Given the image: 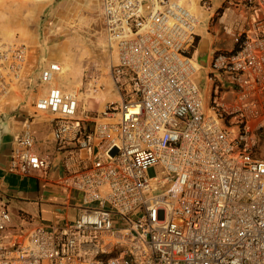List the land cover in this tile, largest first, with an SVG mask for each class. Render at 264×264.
Returning <instances> with one entry per match:
<instances>
[{"label": "built area", "instance_id": "1", "mask_svg": "<svg viewBox=\"0 0 264 264\" xmlns=\"http://www.w3.org/2000/svg\"><path fill=\"white\" fill-rule=\"evenodd\" d=\"M239 10L234 48L200 67L189 54L197 21L182 3L101 0L114 100L89 115L78 94L51 86L32 102L7 167L22 177L57 170L35 151L33 121L45 116L61 155L56 205L78 214L61 225L16 224L0 204V264H264V159L255 156L264 0H241ZM26 61L25 46L0 43V102ZM59 73L52 63L38 80ZM89 79L86 93L99 90Z\"/></svg>", "mask_w": 264, "mask_h": 264}, {"label": "rangeland", "instance_id": "2", "mask_svg": "<svg viewBox=\"0 0 264 264\" xmlns=\"http://www.w3.org/2000/svg\"><path fill=\"white\" fill-rule=\"evenodd\" d=\"M240 1L191 0L194 2V9L208 16L206 20L208 28L213 31L217 29L220 34L226 32L222 20L224 13H234L236 17L229 15L226 23L229 24L233 18L232 30L240 29ZM179 2L184 3L185 0ZM96 3V0H0V43L22 44L27 49V61L31 49L38 51L39 69L36 71L38 73L46 58L57 61V64L61 66V73L56 76L55 81L62 90L78 94L82 99L83 109L89 111L90 115L99 111L106 102L114 100L108 75L109 54L103 51L106 50L105 41L97 22L99 14ZM223 37L221 49L223 51L233 49L232 34L230 37L224 34ZM99 54L103 55L99 57ZM95 64L98 68L95 73L99 78L98 84H101L100 89L89 93H86L84 89L77 91L78 86L73 85L76 82L77 73H81L85 67L90 69ZM197 81L201 86L202 103L205 107L208 92L202 72L197 75ZM54 82L43 84V88L53 86ZM41 94L42 85L38 78L37 80L36 78L23 79L22 72L17 89L11 91L0 102V116L5 109L6 111L12 109L13 112L22 111L23 114L29 113L32 102ZM44 118L45 116H38L35 120L41 123ZM255 156L264 159V132L258 134ZM155 169L157 172L160 171L159 166ZM30 182L37 183L36 179H31ZM159 191L153 190V193L156 194ZM11 214L15 222L22 223L18 215H13L12 212ZM62 216L63 213L58 212L57 217ZM31 223L40 224V220L37 217Z\"/></svg>", "mask_w": 264, "mask_h": 264}, {"label": "crops", "instance_id": "3", "mask_svg": "<svg viewBox=\"0 0 264 264\" xmlns=\"http://www.w3.org/2000/svg\"><path fill=\"white\" fill-rule=\"evenodd\" d=\"M96 2V9L99 14L97 22H99L100 31L103 33V25L101 20V0H96ZM182 4L190 10L197 21L194 30L195 44L193 43L192 47L189 50V54L198 62L200 67H205L209 63L214 53L220 51L224 52L221 49L222 42H224L223 36L225 34L229 35L230 37L233 33V18L236 16L232 12L229 14H223L222 20L225 24L226 32L220 34L218 33L217 29H214L213 31V29L211 30L208 28V22H206L208 16L205 15V13L194 9V2H191V0H185V2ZM229 15H231L233 18L228 24L226 23V18ZM240 18L241 24L239 26L241 27L245 22L244 14L241 13ZM105 48L106 50L103 51L108 52L106 46ZM102 55L103 54H99L98 56L100 57ZM37 59L38 51L31 49L26 67L23 71V79L36 78L37 80L42 69L47 68L48 65L52 63H57V61L55 60H49L48 58H46L40 68L41 70L38 73L36 72L37 69H39V63L37 62ZM97 65H99V63H97ZM97 65L95 64L91 66L90 69H87V67H85V69L81 73H77L76 82L73 84L78 86L79 90L77 89V91H80L81 89L85 90L87 85L90 83L89 78L96 75L95 72L98 69L96 68ZM200 72L203 73V76L205 75L204 70H201ZM57 75H55L53 82L55 81ZM96 76L98 77V75ZM54 83L55 84L53 86L61 88L56 81ZM41 85V95H43L51 86L48 88H43V84ZM30 110H32V107ZM13 111L14 110L12 109L11 111H6L5 109L4 113L1 114V116L3 114L6 115L7 132L4 133L2 135V138L0 139V204L5 205L10 213H14L13 215H18V219H21L23 224H25L27 221L32 222L33 219L36 220L38 217L40 220V224L46 226L61 225L65 220L75 218L78 214V211L70 209L68 207L63 208L59 205H56L59 202L63 201V195L52 184V181L56 176H59L62 173V168L60 161L61 155L55 153L54 141L51 135V127L47 122L46 117L42 120L41 123H39V120L34 119L33 130L36 140L35 151L40 154L51 155L54 163L58 167L57 170L52 174L49 173V171H34L29 175L23 177L11 174L7 171L11 149L13 147L14 141L21 132L23 120L26 119L29 114L26 112L23 114L22 111ZM87 113H89V111ZM80 115H82V113H80ZM31 179H36L37 183L30 182ZM58 212L63 213V216L58 218ZM14 223L17 224L18 222L14 221Z\"/></svg>", "mask_w": 264, "mask_h": 264}, {"label": "water", "instance_id": "4", "mask_svg": "<svg viewBox=\"0 0 264 264\" xmlns=\"http://www.w3.org/2000/svg\"><path fill=\"white\" fill-rule=\"evenodd\" d=\"M7 132V123H6V115L3 114L0 117V139L2 138V135Z\"/></svg>", "mask_w": 264, "mask_h": 264}, {"label": "bare ground", "instance_id": "5", "mask_svg": "<svg viewBox=\"0 0 264 264\" xmlns=\"http://www.w3.org/2000/svg\"><path fill=\"white\" fill-rule=\"evenodd\" d=\"M179 1H180V0H179ZM179 1H178V2H179ZM180 3H181V2H180ZM66 69H68V68H66Z\"/></svg>", "mask_w": 264, "mask_h": 264}, {"label": "trees", "instance_id": "6", "mask_svg": "<svg viewBox=\"0 0 264 264\" xmlns=\"http://www.w3.org/2000/svg\"><path fill=\"white\" fill-rule=\"evenodd\" d=\"M194 44H195V40H194Z\"/></svg>", "mask_w": 264, "mask_h": 264}]
</instances>
